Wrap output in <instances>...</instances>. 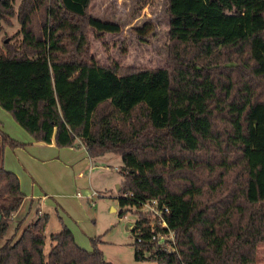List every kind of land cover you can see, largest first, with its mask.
I'll use <instances>...</instances> for the list:
<instances>
[{"label":"trees","instance_id":"1","mask_svg":"<svg viewBox=\"0 0 264 264\" xmlns=\"http://www.w3.org/2000/svg\"><path fill=\"white\" fill-rule=\"evenodd\" d=\"M14 2L0 0V32L16 16L21 34L4 39L0 52V105L38 142H80L93 159L120 154L121 206L156 198L170 208L178 251L135 240V258L257 264L264 243V0H167V63L138 68L95 62L91 29L122 28L91 15V0ZM149 30L145 23L139 32ZM25 145L0 127V264H114L100 236L88 251L65 223L50 234L46 253L48 213L2 242L26 196L19 176L2 165L4 148Z\"/></svg>","mask_w":264,"mask_h":264},{"label":"rangeland","instance_id":"2","mask_svg":"<svg viewBox=\"0 0 264 264\" xmlns=\"http://www.w3.org/2000/svg\"><path fill=\"white\" fill-rule=\"evenodd\" d=\"M19 2L15 0L16 7ZM89 11L93 16L117 22L122 28L119 32L91 29V54L95 62L117 64L124 68L156 67L167 63L170 17L167 0H91ZM145 23H149L151 30L141 35L139 30ZM19 30L16 16L11 18L10 24L2 23L0 52L4 39L21 38ZM20 128L30 134L25 128ZM5 147L9 148H5V162L20 177L26 199L18 214L14 213L2 242L13 236L17 238L26 225L48 213L46 253L51 245L50 234L59 231L65 223L72 230L76 242L88 251L93 250L92 238L100 236L102 241L99 246L106 260L114 264H157L152 260L139 261L135 258V234L132 229L138 218L137 212L141 216L142 211L120 204L121 194L117 188L123 181L120 154L109 152L96 157L92 161V170L88 167L74 170L72 166L67 176L72 183L69 189H55L53 192L54 189L46 188L41 182L47 175V171L43 170H49V167L25 164L17 151ZM82 169L83 175L79 176ZM47 185L52 188L50 183L47 182ZM124 209L126 213L120 216ZM257 264H264V243L258 245Z\"/></svg>","mask_w":264,"mask_h":264},{"label":"crops","instance_id":"3","mask_svg":"<svg viewBox=\"0 0 264 264\" xmlns=\"http://www.w3.org/2000/svg\"><path fill=\"white\" fill-rule=\"evenodd\" d=\"M18 125L19 124L14 120L12 115L5 109H3L0 105V127L12 137L26 143L24 147H18L14 149L19 153L20 159L25 164L35 163L36 165L41 164L49 167V170H43L47 171V175L45 176V174H42L45 177L43 178V180H41L46 188L52 190L54 189L53 192L56 191L55 189H69V186H71L72 183L71 178H67V176H69L68 172L69 169H72V166H74V170H80L81 168L86 169V167L92 170V161H94L96 158H91L88 154L87 148L80 142H78V144L80 145L78 147H58L54 142H38L30 134L24 132V130L20 128L21 126ZM5 148L9 149L7 147ZM5 148L2 165L4 168L13 171L12 169H10L12 167L7 165L5 162ZM23 166L25 167L26 165ZM15 170L19 171L18 169ZM80 175H83V169L79 172V176ZM47 182L52 185V188L47 185ZM22 191L24 192V190ZM45 196H47V194H45ZM33 199H35L34 195Z\"/></svg>","mask_w":264,"mask_h":264},{"label":"built area","instance_id":"4","mask_svg":"<svg viewBox=\"0 0 264 264\" xmlns=\"http://www.w3.org/2000/svg\"><path fill=\"white\" fill-rule=\"evenodd\" d=\"M139 211H142L145 219L137 218L141 222L136 221L134 224L135 240L138 242L150 240L160 243L166 251H178L177 233L170 227L167 218L170 208L155 198L145 200Z\"/></svg>","mask_w":264,"mask_h":264},{"label":"water","instance_id":"5","mask_svg":"<svg viewBox=\"0 0 264 264\" xmlns=\"http://www.w3.org/2000/svg\"><path fill=\"white\" fill-rule=\"evenodd\" d=\"M8 40H9V39L7 38L6 41H8ZM117 188H118V190H120L121 185H118ZM0 221H1V215H0Z\"/></svg>","mask_w":264,"mask_h":264}]
</instances>
